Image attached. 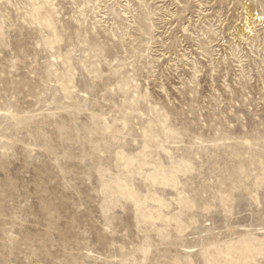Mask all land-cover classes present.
Instances as JSON below:
<instances>
[{
	"label": "rangeland",
	"instance_id": "1",
	"mask_svg": "<svg viewBox=\"0 0 264 264\" xmlns=\"http://www.w3.org/2000/svg\"><path fill=\"white\" fill-rule=\"evenodd\" d=\"M0 264H264V0H0Z\"/></svg>",
	"mask_w": 264,
	"mask_h": 264
}]
</instances>
